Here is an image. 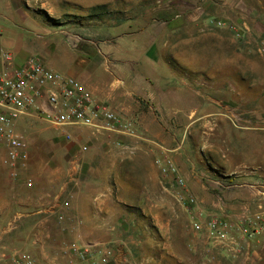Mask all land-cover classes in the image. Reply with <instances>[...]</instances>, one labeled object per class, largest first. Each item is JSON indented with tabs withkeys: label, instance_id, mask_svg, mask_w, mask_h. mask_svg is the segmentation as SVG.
Wrapping results in <instances>:
<instances>
[{
	"label": "rangeland",
	"instance_id": "rangeland-1",
	"mask_svg": "<svg viewBox=\"0 0 264 264\" xmlns=\"http://www.w3.org/2000/svg\"><path fill=\"white\" fill-rule=\"evenodd\" d=\"M1 47L23 60L38 57L49 67L53 62L62 74L79 60L110 70L131 66L155 83L148 94L187 99L175 106L189 111L168 122L164 117V125L174 135L183 132L177 134L180 159L195 164L198 179L186 181L196 199L192 214L178 201L181 189L172 176L163 175L161 190L123 173L111 181L114 209H124L122 216L132 211L136 222L147 225L141 264H264V213L242 216L238 227V186L250 185L238 182V127L264 125V0H0ZM132 127L135 136L115 132L112 139L158 142ZM18 128L29 143L20 185L34 180V173L59 174L73 151L98 140L85 127H68L73 138H66L36 113ZM139 188L147 190L145 197H138ZM204 193L211 205L201 201ZM63 201L54 191L40 205L51 209L20 207L0 217V252L24 249L37 264L64 256L72 241L64 219L57 218ZM210 216L223 222L224 236L205 226ZM156 222L169 229L160 231Z\"/></svg>",
	"mask_w": 264,
	"mask_h": 264
},
{
	"label": "crops",
	"instance_id": "crops-1",
	"mask_svg": "<svg viewBox=\"0 0 264 264\" xmlns=\"http://www.w3.org/2000/svg\"><path fill=\"white\" fill-rule=\"evenodd\" d=\"M3 43H6L5 40ZM4 49L1 47L0 51ZM16 54L13 63L21 65L25 60L17 51ZM80 61L83 60L68 65L65 75L75 77L92 92L95 100L107 103L133 124L135 129L138 128L144 135L165 145L186 181L189 184L196 182L195 164L189 159L187 162L180 159L182 153L179 151L177 134L183 132L174 135L169 123L164 125V121L168 122L174 113L189 111L183 106L180 109L175 106L177 103L184 105L187 99L177 100L178 97L170 91L160 97L148 94L155 83L144 74L135 73L131 66L123 65L110 70L98 63L81 64ZM51 64L50 68L56 66L53 62ZM1 66L0 58V69ZM92 134L98 140L87 144L88 151L81 154L77 150L73 151L72 158L68 159L67 166L60 169L59 174L54 175L51 170H46L50 174L45 173L44 176L34 173L30 189L23 188L24 183L20 185L17 179L9 178L7 169L0 161V217L10 209L20 207L51 209L49 206L41 208L40 205L47 204L49 196L55 191L56 196L62 195L70 205L64 217L65 233L72 242L92 248L93 264H141L146 258L139 253L144 241L141 232L148 230L147 225L136 222L132 211L122 216L124 209H114L111 181H118V176L123 173L130 175L131 182H154L155 189L161 190L163 174L155 164V157L160 151L148 141L128 136L124 137L123 143L114 141L112 136L115 131L100 129ZM122 167L124 170L121 171ZM222 168L225 171L233 170L226 165ZM238 172V182L250 184L238 186L240 227L242 216L264 213V125L238 127ZM145 191V188H139L137 196L145 197ZM135 192L132 187V195ZM205 195H202L201 201L211 205V201L207 203L209 196ZM57 206L61 207L59 204ZM155 224L160 231L163 228L169 229L164 223ZM173 229L177 230L175 226ZM101 258H105V261L102 262ZM43 264L70 263L69 257L64 255L48 256Z\"/></svg>",
	"mask_w": 264,
	"mask_h": 264
},
{
	"label": "built area",
	"instance_id": "built-area-1",
	"mask_svg": "<svg viewBox=\"0 0 264 264\" xmlns=\"http://www.w3.org/2000/svg\"><path fill=\"white\" fill-rule=\"evenodd\" d=\"M0 58V161L7 169L9 178L18 180L27 174L29 143L18 125L24 117L33 113L61 129L69 139L73 136L68 132V127H85L96 132L104 129L135 136L130 122L107 103L95 100L92 92L75 77L55 71L34 56L21 65H15L9 49L0 51ZM152 143L160 151L155 164L163 175L172 176L176 186L181 189L176 193L178 201L192 214V208L196 205L195 196L179 174L170 150L159 142ZM87 150L86 145H81L79 152L85 153ZM24 184L32 187L33 180L26 178ZM69 206L67 200L62 202L57 213L59 221L64 219ZM193 226L200 229L202 224L194 221ZM205 226L219 236L225 235V225L213 216L206 219ZM92 252L90 246L76 242L69 243L64 249L70 264H93ZM101 261L104 262L105 258H101ZM0 264L37 262L29 251L18 249L0 252Z\"/></svg>",
	"mask_w": 264,
	"mask_h": 264
}]
</instances>
